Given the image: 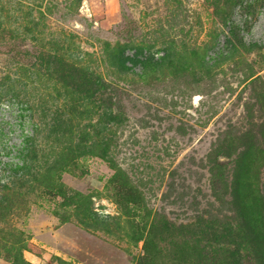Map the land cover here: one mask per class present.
<instances>
[{
	"label": "rangeland",
	"instance_id": "obj_1",
	"mask_svg": "<svg viewBox=\"0 0 264 264\" xmlns=\"http://www.w3.org/2000/svg\"><path fill=\"white\" fill-rule=\"evenodd\" d=\"M0 264H264V0H0Z\"/></svg>",
	"mask_w": 264,
	"mask_h": 264
},
{
	"label": "trees",
	"instance_id": "obj_2",
	"mask_svg": "<svg viewBox=\"0 0 264 264\" xmlns=\"http://www.w3.org/2000/svg\"><path fill=\"white\" fill-rule=\"evenodd\" d=\"M59 118L58 117H56L55 118V122L58 120ZM54 124V126L56 127V124L55 123H53ZM187 226H191V224H189V225H187Z\"/></svg>",
	"mask_w": 264,
	"mask_h": 264
}]
</instances>
